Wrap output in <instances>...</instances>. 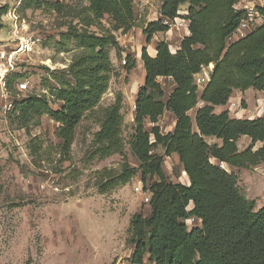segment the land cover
<instances>
[{
	"label": "trees",
	"instance_id": "16d2710c",
	"mask_svg": "<svg viewBox=\"0 0 264 264\" xmlns=\"http://www.w3.org/2000/svg\"><path fill=\"white\" fill-rule=\"evenodd\" d=\"M84 1L86 4L73 13L77 22L68 23L61 33L63 40L74 42L76 51L62 73L63 79L50 89L60 106L54 107L53 98L45 95L26 94L15 101L9 116L21 127H28L48 115L58 124L55 132L62 153L69 151L79 121L97 106L108 88L113 70L108 48L118 45L112 31L125 33L134 21L131 0ZM159 1L161 18L142 29L146 42L155 33L168 30L163 18L188 20L189 33L175 52L163 40L156 43L154 56L146 47L141 49L145 77L136 94L134 132L128 141L139 162L137 169L129 165L124 153L122 93L117 92L114 102L103 109L99 130L94 133L96 153L100 158L119 154L123 161L114 176L111 170L103 171L110 179L105 186L98 184L99 190L125 184L140 173L149 195V212L146 216L133 214L129 223L126 242L133 247L132 264H264V204L255 209V201L242 193L238 175L220 165L251 169L264 163V116L235 118L227 109L214 111L215 106L229 102L234 90H264V9H259L261 25L228 43L227 37L242 18L232 7L235 0ZM184 4L188 5L187 12L181 16L179 8ZM42 5L58 12L65 8L58 1L46 0H21L19 8ZM7 10L8 5H0V30ZM105 15L110 19V29L102 34L91 31V26H102ZM209 63L213 64L212 71L198 95L194 76ZM22 75L12 74L10 89ZM158 77H169L174 84L165 102ZM198 101L203 104L195 111L193 130L188 112ZM165 110L173 114L175 124L172 131L162 134L156 123ZM146 120L153 123L150 131L145 129ZM241 136L250 140L243 149L237 145ZM206 137L219 139L221 144H210ZM158 147L163 154L151 152ZM173 153L188 178L187 185L165 176L164 156ZM189 219L199 221V225L188 229L185 221Z\"/></svg>",
	"mask_w": 264,
	"mask_h": 264
},
{
	"label": "rangeland",
	"instance_id": "374dc122",
	"mask_svg": "<svg viewBox=\"0 0 264 264\" xmlns=\"http://www.w3.org/2000/svg\"><path fill=\"white\" fill-rule=\"evenodd\" d=\"M58 1L65 8L56 11L49 6L20 10L21 0H0V5H8L2 17L3 28L0 36H6L10 28V11L25 21L28 31L40 37L41 41L21 63L22 77L28 81L25 94L45 95L54 100V107L60 103L50 91L63 79L62 73L71 62L75 53L72 40H63L61 33L68 23L77 22L74 17L84 0H46ZM134 11L133 26L127 32L112 31L117 46L109 47V57L113 70L108 88L101 96L97 106L86 112L77 124L72 143L67 153L60 152V139L56 136L57 123L48 115H42L38 124L21 127L17 121L8 119L0 126V264H132L130 257L132 245L126 242L133 214L149 212L144 194L147 192L141 183L140 173L127 183L106 188L110 179L103 171L111 170V176L120 171L122 156L113 154L100 158L96 153L94 133L99 130L103 109L112 104L117 92L122 93L121 135L124 140V153L130 166L138 168L139 162L132 155L128 141L134 132V103L139 88L143 85L145 71L140 59L141 49L156 47L158 41L167 42L172 52L177 50L186 32L184 21L162 19L169 25L168 30L157 32L146 42L142 29L150 21L161 18L159 0H131ZM187 4L179 8L181 16L186 15ZM71 8V9H70ZM74 9V10H72ZM101 25L91 26L90 30L102 34L110 29V19L104 16ZM252 30L235 31L234 42ZM188 32V29H187ZM189 33V32H188ZM149 43V44H148ZM176 49V50H175ZM212 63L200 71L208 75ZM163 90L162 101H166L173 89L172 79L158 77ZM203 85H197L200 95ZM227 106L214 107L216 113L227 109L230 117L256 118L264 116V90L249 91L243 96L232 95ZM20 97H23L20 94ZM231 101H234L233 104ZM203 103L198 101L188 114L192 119V129L196 130L194 115ZM175 124L173 114L165 110L157 119L156 125L162 134L172 131ZM153 123L144 122L150 131ZM212 144H221L219 139L206 137ZM250 140L239 137V149L247 147ZM260 143H256L255 148ZM163 154L161 147L151 150ZM216 162V160H212ZM220 164V163H219ZM224 169L234 172L239 178L242 193L261 195L264 180L252 175V169L236 168L221 163ZM163 170L167 180L182 182L185 178L182 165L175 153L164 156ZM264 176V163L260 164ZM100 184V185H98ZM141 186V191H135ZM148 195V193H146ZM187 228L199 225V221H185Z\"/></svg>",
	"mask_w": 264,
	"mask_h": 264
},
{
	"label": "built area",
	"instance_id": "2783aa9c",
	"mask_svg": "<svg viewBox=\"0 0 264 264\" xmlns=\"http://www.w3.org/2000/svg\"><path fill=\"white\" fill-rule=\"evenodd\" d=\"M232 7L235 12L242 14V18L234 32L239 31V29L252 30L261 25L263 17L259 9H264V0H235ZM9 13L10 15L12 13V16L8 19L10 28L7 29L6 36H0V126L7 122L15 109V101L22 98L20 94L24 97L29 87L28 81L22 76L15 79L13 90L9 88L8 80L13 73H22L21 63L25 60V57L35 50L41 41L39 36L28 31L25 21L15 14V9ZM241 34L240 38L243 36ZM233 36L231 37L233 38ZM209 76L210 73L201 76L197 73L194 76L196 85L205 84ZM232 103L235 104V102ZM141 190V186L135 187V191ZM146 193L144 194L145 201L148 202L149 195Z\"/></svg>",
	"mask_w": 264,
	"mask_h": 264
},
{
	"label": "crops",
	"instance_id": "0c3cea01",
	"mask_svg": "<svg viewBox=\"0 0 264 264\" xmlns=\"http://www.w3.org/2000/svg\"><path fill=\"white\" fill-rule=\"evenodd\" d=\"M184 28L186 29V32L184 33V36L185 35H188V32H187V29H188V22L187 21H184ZM157 35H155L154 34V37H156ZM153 42V41H152ZM152 42L150 43V45H148V47H146V51L148 52V54L150 55V56H154L155 54H156V47L154 48V49H152V51H150L151 50V45H152ZM149 44V43H148ZM155 45H156V43H155ZM179 48V46L177 47V49ZM176 50V49H175ZM251 90H253V91H255V92H262V91H258V90H254V89H252V88H249V89H247V90H245V91H240V90H234L233 91V93H232V95H241V96H243V93L244 94H247L249 91H251ZM231 95V97L230 98H232L233 96ZM232 100H233V98H232ZM231 102H234V101H231ZM228 104H229V102L225 105V106H227L228 107ZM215 107H217V106H215ZM262 168H261V166H256V167H254L253 169H252V175H254L255 176V180H257V179H259V181L260 180H264V176H262ZM185 179L182 181V183L183 184H185V185H187L188 183H189V181H188V178H187V176H185L184 177ZM262 184H264V183H262ZM262 192L260 193L261 195H253V194H250V193H244V195L248 198V199H252V200H254L255 201V209H258V208H260L263 204H264V190H261Z\"/></svg>",
	"mask_w": 264,
	"mask_h": 264
},
{
	"label": "water",
	"instance_id": "95a60500",
	"mask_svg": "<svg viewBox=\"0 0 264 264\" xmlns=\"http://www.w3.org/2000/svg\"><path fill=\"white\" fill-rule=\"evenodd\" d=\"M200 107V106H199Z\"/></svg>",
	"mask_w": 264,
	"mask_h": 264
}]
</instances>
